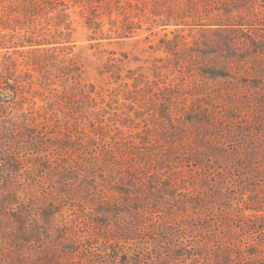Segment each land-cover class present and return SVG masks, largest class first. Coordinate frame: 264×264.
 <instances>
[{"label": "trees", "instance_id": "16d2710c", "mask_svg": "<svg viewBox=\"0 0 264 264\" xmlns=\"http://www.w3.org/2000/svg\"><path fill=\"white\" fill-rule=\"evenodd\" d=\"M30 1L25 10L30 20L45 3L50 11L64 6L59 17L68 16L65 0ZM95 17L89 25L98 29ZM233 24L243 33L233 72L245 78L237 85L242 95L231 100L227 113L251 109L254 117L202 150L179 145L191 138L185 134V141V129L177 132L171 124L161 138L139 131L126 135L123 127L138 130L141 123L119 114L83 78L76 59L56 53L69 42L58 39V28L40 37L43 31L22 34L15 26L10 39L8 33L0 36V264H210L192 246L204 230L222 236L217 261L225 264L241 250L244 264H264V9L239 12ZM129 27L123 25L120 34L126 36ZM19 46L32 48L22 53H29L26 64L34 73H20L18 61L1 53ZM117 60L123 62L113 57L110 65ZM135 73L118 77L134 79V89L125 82L124 92L135 118L146 122L142 78ZM161 106L169 109L166 101ZM211 155H223V165H208ZM205 166L213 174L203 175ZM194 172L201 174L199 188L190 182ZM247 194L250 204L242 206ZM67 204L77 206L73 213L93 228L89 239L94 244L100 239L98 248L92 250L89 242L87 250H79L66 222ZM216 209L223 223L207 218Z\"/></svg>", "mask_w": 264, "mask_h": 264}, {"label": "rangeland", "instance_id": "374dc122", "mask_svg": "<svg viewBox=\"0 0 264 264\" xmlns=\"http://www.w3.org/2000/svg\"><path fill=\"white\" fill-rule=\"evenodd\" d=\"M65 1L68 5L64 11L67 18L59 17L58 11L64 6L60 5L58 9L50 11V5L45 3L46 8L39 10L38 15L30 20L25 12L31 4L30 0H0V36L8 33L7 38L10 39L15 34V26L17 32L21 31L22 34L32 35L33 30L36 34L43 31L40 37L55 34L58 28V39L66 37L69 42L64 44L65 49H58L56 53L76 59L82 66L83 78L95 84L96 90L107 101H111L113 107H117L115 110L119 114H130L134 121L141 123L138 130L123 127L126 135L139 131L140 134L149 132L151 136L161 138L164 128L170 129L171 124L177 132L180 128L185 129L181 131L185 141H188L185 134L191 138L189 142L179 145L188 144L189 148L191 143L193 147L202 150L219 145L228 130H238L253 119L251 109L237 110L236 114L231 115L227 113L231 100L242 95L237 85L239 80L245 78L233 72L239 67L238 62H234L236 51L243 48L239 44L243 38L242 28L233 23L239 12L246 16L260 8L264 9L263 0ZM238 6L243 8L237 9ZM95 15V20L100 24L98 29L89 25L90 17ZM60 20H64L63 23L56 26ZM123 25L130 26L126 36L120 34ZM31 49L30 46L5 47L1 53L8 52L18 61L20 73L26 70L34 73L33 68L26 64L29 53H22ZM113 57L123 59V62L117 60L114 65H110V58ZM121 64L122 69H119ZM120 73L122 76L135 73V76L142 78L140 87L144 93L142 106L146 122L142 118H135V111L130 107L131 101L124 92L125 82L130 84L127 87L134 89V79H119ZM165 101L168 110L161 106ZM134 107L141 108L139 103ZM164 112L173 117V122ZM161 141L166 143L165 139ZM205 161L211 167L219 163L223 165V155H211ZM202 172L203 175L213 174L214 170L205 166ZM200 178L201 174L194 172L190 182L199 188ZM240 204H250L248 194ZM70 207L69 204L65 205L64 213L68 216L66 222L72 226L80 242L79 250L86 249L89 242L94 246L92 250L98 248L101 240H96L94 244L89 239L93 236L90 235L93 234V228L85 224L82 214L76 215L79 212L77 206L74 209ZM207 218H211L213 223H223L218 209L209 213ZM221 237L220 233L204 230L192 238V246L200 250L210 264H217L218 258L223 255ZM126 245L120 242L117 246L124 250L127 249ZM203 262L199 260L196 264ZM186 264H192L191 260ZM225 264H244L241 250L228 257Z\"/></svg>", "mask_w": 264, "mask_h": 264}]
</instances>
